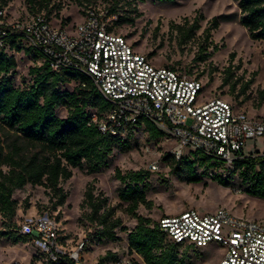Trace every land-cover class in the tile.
Returning <instances> with one entry per match:
<instances>
[{
    "label": "rangeland",
    "instance_id": "1",
    "mask_svg": "<svg viewBox=\"0 0 264 264\" xmlns=\"http://www.w3.org/2000/svg\"><path fill=\"white\" fill-rule=\"evenodd\" d=\"M111 0H48L47 11L53 23L71 27L82 17L87 4L105 5ZM10 18L26 17L28 10L25 0H6L2 4ZM238 6L235 0H117L115 9L110 13L109 26L115 32L123 34L126 41L137 51L142 52L155 64H172L187 74L196 75L202 82L201 96L219 95L230 100L248 114L264 113V38H252L246 28L238 22ZM134 14L131 21L114 23L116 14ZM216 16V25L211 26L209 18ZM195 16L197 26L192 34L183 41L178 40L176 29L171 23L188 21ZM207 26V33L204 28ZM215 44V47L212 45ZM20 48L11 49L16 59L12 72L15 85H27L32 79L29 66L41 64L42 57L20 39ZM203 46V48H201ZM207 51L206 55H198ZM75 80L60 83L61 88L71 89ZM58 115H65L67 108L60 104L55 108ZM122 134V133H121ZM132 145L126 149L113 147L108 165L97 171L87 172L83 168L71 166L68 178L59 180L66 192L62 204L52 208L55 196L48 187L26 183L14 189L12 197L17 202L13 220L20 223L26 215L51 213L57 216L59 234L65 236L62 245L66 249H75L83 242L80 259L84 264H98L99 257L105 252L114 253V259L103 264H142L141 258L126 246L125 233L132 227L135 219L124 210L125 202L116 196L120 183L113 177V168L142 167L147 169L149 189L145 197L151 201L149 207L138 204L136 212L156 219L164 213L177 212L184 208L198 211L211 210L222 206L235 215L244 217H264V198L251 196L238 190V178L227 169V163L216 162L209 165L206 172L195 165L200 174L197 182H186L175 176L162 153L169 151L172 141L163 135L153 138L147 136L142 124L133 126L129 135ZM261 143L255 142L254 148ZM252 148L251 139L245 140L244 150ZM182 154L193 157L196 154L183 148ZM155 160V168L148 163ZM213 171L225 174L230 185L222 186L210 179ZM101 191L107 196V202L113 206V215L120 224L113 228L115 240L102 238L97 242L95 235L99 227L89 222L80 206L86 186ZM5 227L0 215V229ZM84 237H89L84 238ZM183 251L186 264H217L220 247L210 243L204 247H178ZM37 253L30 239L13 243L0 237V263L10 259L27 260Z\"/></svg>",
    "mask_w": 264,
    "mask_h": 264
},
{
    "label": "trees",
    "instance_id": "2",
    "mask_svg": "<svg viewBox=\"0 0 264 264\" xmlns=\"http://www.w3.org/2000/svg\"><path fill=\"white\" fill-rule=\"evenodd\" d=\"M5 1L0 0V6ZM116 1L111 0L106 6L109 12L114 11ZM25 2L32 13L48 8V0ZM235 2L239 10L238 22L246 28L247 34L252 38H264V0ZM42 13L50 18L47 11ZM134 14H116L113 22L131 21ZM209 22L211 26H215L216 16L212 15ZM171 26L176 29L178 40L183 41L197 26L196 17L193 16L189 21L183 18L182 22L171 23ZM207 29L206 26L205 34ZM6 43V49L0 46V215L5 221V227L0 229V237L16 243L30 237L20 233L19 224L13 220L17 207V202L12 197L14 189L26 183L48 187L55 196L52 205L55 208L63 203L66 196V192L58 184L59 180L70 176L71 166L83 168L87 172L107 166L113 147L126 149L132 145L128 137L133 126L140 123L150 138L161 135L162 130L142 117H137L134 123L118 126L113 133L100 130L96 120L92 119L91 112L101 114L107 108L108 100L91 77L77 68L52 69L42 59L41 64L29 66L32 79L27 85H15L12 72L16 59L10 50L20 48V38L11 33ZM212 46L215 47V44ZM33 51L41 56L38 51ZM206 53L204 50L198 58ZM71 79L75 80L71 89L60 87V83ZM60 104L67 108L65 115L56 113L55 108ZM188 150L196 155L189 157L181 153L175 157L170 151L162 153V158L168 162L175 176L186 182L200 180L195 165L201 167L200 171L206 172L209 165L223 162L220 158L197 149ZM226 167L238 178L239 191L264 198V152L256 149L239 151ZM113 177L120 183L116 190L117 198L126 203L125 212L135 219L132 227L125 233L128 250L136 253L142 264H186L187 256L183 251L179 252L178 247L195 246L167 239L157 228L154 219L136 212L138 204L145 207L151 205V201L145 197L150 186L147 169L137 167L121 170L114 167ZM209 177L222 186L230 185V181L221 172L213 171ZM80 206L87 209L83 216L99 227L100 232L95 235L97 242L104 237L109 240L117 239L113 228L120 224V219L113 215V206L108 204L106 195L101 191L95 193L88 184ZM49 215L52 216L51 213ZM57 216L53 217L57 219ZM113 259L114 253L107 251L99 257L98 264Z\"/></svg>",
    "mask_w": 264,
    "mask_h": 264
},
{
    "label": "built area",
    "instance_id": "3",
    "mask_svg": "<svg viewBox=\"0 0 264 264\" xmlns=\"http://www.w3.org/2000/svg\"><path fill=\"white\" fill-rule=\"evenodd\" d=\"M110 13L105 5L87 4L82 17L68 27L53 23L42 12L10 18L0 6V46L6 49L7 37L15 33L52 69L73 67L89 75L108 100L101 114L91 112L102 131L113 133L142 117L172 141L169 151L175 157L186 147L229 164L239 151H247L243 149L247 139H251L250 150L264 152V113L248 114L219 95L202 97L197 76L151 62L110 28ZM256 141L260 148H254ZM156 165L155 160L148 163L149 168ZM155 224L167 239L179 244H217V264H264V217L235 215L222 206L204 211L189 207L161 214ZM19 232L30 237L37 253L27 260L0 264H84L83 242L66 249L56 219L47 213L23 217Z\"/></svg>",
    "mask_w": 264,
    "mask_h": 264
}]
</instances>
